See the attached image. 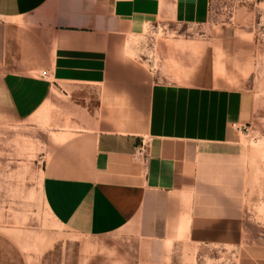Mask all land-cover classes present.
<instances>
[{
  "label": "crops",
  "instance_id": "obj_1",
  "mask_svg": "<svg viewBox=\"0 0 264 264\" xmlns=\"http://www.w3.org/2000/svg\"><path fill=\"white\" fill-rule=\"evenodd\" d=\"M209 10L210 0H0V124L39 112L48 123L41 199L58 237L91 249L74 263L187 264L194 247L242 244L240 139L254 116L244 84L261 46L174 30L204 26ZM158 27L169 35L157 74L137 40Z\"/></svg>",
  "mask_w": 264,
  "mask_h": 264
},
{
  "label": "rangeland",
  "instance_id": "obj_2",
  "mask_svg": "<svg viewBox=\"0 0 264 264\" xmlns=\"http://www.w3.org/2000/svg\"><path fill=\"white\" fill-rule=\"evenodd\" d=\"M262 2L210 0L209 19L204 26L174 28L183 34L211 33L250 43L258 41L261 46L244 84V89L253 94L254 116L240 139L245 160L238 175L243 180L241 201L249 230L238 246L194 247L193 259L187 264H264V36L259 39V34L264 33ZM165 33L158 27L146 39L137 40L152 47L153 50H141V57L157 74L164 72L158 45L169 35ZM52 138L40 112L16 125L0 124V264H59V238L66 261L61 264H78L74 263L78 255L90 259V248H75L83 239L67 235L62 241L58 237L53 231L57 227L42 203V167ZM103 258L114 260L110 256Z\"/></svg>",
  "mask_w": 264,
  "mask_h": 264
},
{
  "label": "built area",
  "instance_id": "obj_3",
  "mask_svg": "<svg viewBox=\"0 0 264 264\" xmlns=\"http://www.w3.org/2000/svg\"><path fill=\"white\" fill-rule=\"evenodd\" d=\"M41 76L42 77H46L47 76L46 72H42ZM135 153H136V155L141 156V157L145 156V154H146V144L142 143L141 146L137 148Z\"/></svg>",
  "mask_w": 264,
  "mask_h": 264
}]
</instances>
